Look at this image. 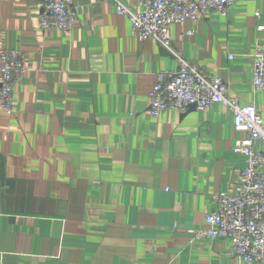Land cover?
Masks as SVG:
<instances>
[{"label": "crops", "instance_id": "obj_1", "mask_svg": "<svg viewBox=\"0 0 264 264\" xmlns=\"http://www.w3.org/2000/svg\"><path fill=\"white\" fill-rule=\"evenodd\" d=\"M74 6L66 32L40 27L37 0H0V48L27 59L13 113L0 110V264H244L229 240L189 230L241 180L246 135L221 103L155 117L149 94L181 50L264 119L252 65L264 0L173 23L171 48L142 40L112 0Z\"/></svg>", "mask_w": 264, "mask_h": 264}, {"label": "built area", "instance_id": "obj_2", "mask_svg": "<svg viewBox=\"0 0 264 264\" xmlns=\"http://www.w3.org/2000/svg\"><path fill=\"white\" fill-rule=\"evenodd\" d=\"M41 6L42 29L71 32L78 22L74 0H37ZM120 15L129 17L132 29L142 40L154 39L171 48L170 25L185 24L202 15L216 12L227 15L235 0H136L133 10L123 0H112ZM260 28H264L261 26ZM193 31H187L192 34ZM177 68L157 73L149 94L151 115L157 117L167 109L186 113L195 108L205 110L221 103L234 115L237 131L246 136L237 139L234 150L246 157L241 180L233 189L215 195L216 209L206 216L207 227L190 229L195 238H224L230 241V254L244 264H264V119L254 105L244 104L228 91L219 76L208 75L192 64L183 51H173ZM253 85L264 90V47L258 46L252 57ZM27 71L25 53L0 48V110L14 111V91ZM260 143V148L255 147Z\"/></svg>", "mask_w": 264, "mask_h": 264}]
</instances>
